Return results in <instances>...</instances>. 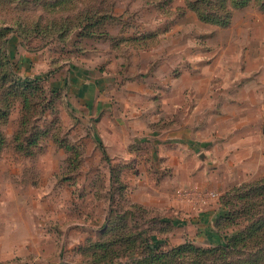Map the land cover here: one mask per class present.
<instances>
[{
	"label": "rangeland",
	"instance_id": "rangeland-1",
	"mask_svg": "<svg viewBox=\"0 0 264 264\" xmlns=\"http://www.w3.org/2000/svg\"><path fill=\"white\" fill-rule=\"evenodd\" d=\"M0 29V82L40 88L0 122L7 239L97 264L90 244L146 230L211 250L186 264H264V225L247 234L264 224V0H0ZM174 136L195 182L165 167ZM184 188L218 197L193 207Z\"/></svg>",
	"mask_w": 264,
	"mask_h": 264
},
{
	"label": "trees",
	"instance_id": "trees-1",
	"mask_svg": "<svg viewBox=\"0 0 264 264\" xmlns=\"http://www.w3.org/2000/svg\"><path fill=\"white\" fill-rule=\"evenodd\" d=\"M85 19H90L88 16H85ZM94 25V19H90L85 23L84 26L86 28H90ZM7 29H3L5 31ZM0 29V40L4 41L6 37L2 35ZM2 64V63H1ZM5 64V63H4ZM8 74V72H6ZM11 80L8 81L7 75L2 77V82H0V88L4 91V98H0V122L2 118L4 120H8L9 112L13 109V100L16 98L23 97V102L25 103L24 91L29 88H39L38 80H13V74H10ZM9 82V83H8ZM15 86V90H14ZM40 89V88H39ZM18 94H21L18 96ZM6 147V139L3 138V134L0 132V152L2 149ZM18 151H24V147L22 144H18L16 146ZM142 213H146L144 210ZM170 224L174 225V223L170 222ZM264 224H260L256 228H251L247 234L249 236H254L259 229L262 228ZM122 227V226H119ZM127 226L124 225L123 229L120 230V233L131 234V232L127 231ZM126 229V230H125ZM146 230L135 231L133 234L134 239H122L118 240L119 244L118 250L114 248V244H90L88 250L90 251V257L92 260L95 259V263L97 264H115L114 259H121L123 257H130V263L126 264H186L184 260L187 259L188 256L193 255L196 257L202 256L201 253L206 254L211 250H204L202 248L194 246L192 243H185L183 245H179L173 248L168 249L166 246V242L161 240L159 242L158 236L153 232V234L146 235ZM142 235H146V239L143 238ZM127 236V235H126ZM141 236V238H139ZM238 237V236H237ZM236 239V235H232L230 238H226L227 243L234 242ZM238 240V238H237ZM230 248V245H228ZM116 252L115 255H112L113 252ZM188 264V263H187Z\"/></svg>",
	"mask_w": 264,
	"mask_h": 264
},
{
	"label": "crops",
	"instance_id": "crops-1",
	"mask_svg": "<svg viewBox=\"0 0 264 264\" xmlns=\"http://www.w3.org/2000/svg\"><path fill=\"white\" fill-rule=\"evenodd\" d=\"M172 139L175 140V142H173L172 140V142L170 141V143L167 144L168 149L171 150L170 151L171 160L165 164V167L166 166L171 167L172 169L171 176L177 180L175 182L176 184L183 182V181L184 183L191 182V181L195 182L193 181L195 180L194 177H190L189 175L188 177H186L187 175H185V167H184L183 158L180 159L179 162L175 163L174 157L177 156L175 154L176 153L175 151L177 150L175 146H177L181 138L177 136ZM182 151H183V154L184 152L186 153L184 154L186 157L190 156L188 150L182 149ZM199 156H201V154ZM178 164H180V166ZM198 167L196 168V170L198 169ZM182 172L184 173L181 176L184 175L185 178L181 180L180 174ZM191 173H192V170L190 169L189 174ZM189 184L195 185L192 183H189ZM165 201H167L166 198H165ZM0 215H5V214L1 213ZM203 230H204V226L202 227V225H200L199 233L202 232ZM1 232L2 231H0V264H45V254L43 253V251L45 250V245L42 244V241H40L38 238L36 242H32V243H28L27 241L28 239L26 238H25V242H22V243L14 242L12 238L7 239V236H6V234H8L9 232H12L11 228L9 229L7 228V230H3V233ZM2 235H5V236H2ZM202 235L203 234H201L200 236ZM53 264H80V263L67 261V260H58L54 262Z\"/></svg>",
	"mask_w": 264,
	"mask_h": 264
},
{
	"label": "built area",
	"instance_id": "built-area-1",
	"mask_svg": "<svg viewBox=\"0 0 264 264\" xmlns=\"http://www.w3.org/2000/svg\"><path fill=\"white\" fill-rule=\"evenodd\" d=\"M176 195L180 200L188 202L193 207L207 205L210 201L216 200L218 197L217 193L209 189L200 188L179 189Z\"/></svg>",
	"mask_w": 264,
	"mask_h": 264
}]
</instances>
